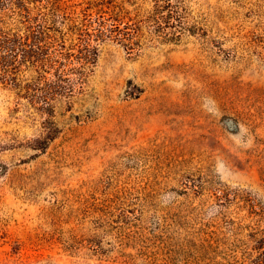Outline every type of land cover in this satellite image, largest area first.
<instances>
[{"label": "rangeland", "instance_id": "obj_1", "mask_svg": "<svg viewBox=\"0 0 264 264\" xmlns=\"http://www.w3.org/2000/svg\"><path fill=\"white\" fill-rule=\"evenodd\" d=\"M116 1L130 14L152 6ZM185 4L216 44L146 29L132 52L106 41L85 93L56 108L59 131L44 146L34 143L44 116L21 96L34 72L0 75V264H144L139 248L163 242L176 264H248L256 254L264 0Z\"/></svg>", "mask_w": 264, "mask_h": 264}, {"label": "trees", "instance_id": "obj_2", "mask_svg": "<svg viewBox=\"0 0 264 264\" xmlns=\"http://www.w3.org/2000/svg\"><path fill=\"white\" fill-rule=\"evenodd\" d=\"M151 1L150 9L130 14L116 0H0V75L16 81L22 65L34 72L33 80L22 86L21 96L44 116L45 128L35 145L44 146L56 136V108H64L75 95L85 93L89 72L106 41L132 52L146 29L160 40H177L189 32L216 44V38L207 36L202 26L190 22L185 0ZM6 15L12 17L14 26L4 24ZM259 40V56L264 61V40ZM247 196L244 199L250 202ZM163 244L153 250L139 248L143 263L176 264L175 248ZM254 248L257 252L248 264H264V239Z\"/></svg>", "mask_w": 264, "mask_h": 264}]
</instances>
